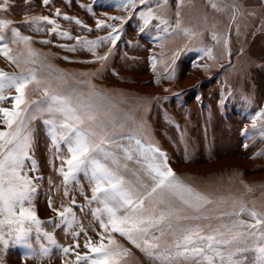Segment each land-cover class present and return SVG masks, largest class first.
Wrapping results in <instances>:
<instances>
[{"label": "snow or ice", "instance_id": "snow-or-ice-1", "mask_svg": "<svg viewBox=\"0 0 264 264\" xmlns=\"http://www.w3.org/2000/svg\"><path fill=\"white\" fill-rule=\"evenodd\" d=\"M185 2L176 0L173 23L166 15L169 0H117L115 7L126 15L105 14V18L97 19L95 30L107 29V32L95 39L73 37L70 31L61 30L59 8L55 9L53 17L30 16L23 23L47 37L74 39L75 44L58 46L65 51L83 49L91 53L93 59L86 63L99 64V72L106 69L122 39L124 27L133 18L141 21L140 34L154 29L151 42L160 46L161 58L166 55L164 42L168 39L179 35L188 37L189 41L199 38V33L182 25L181 9ZM49 3L50 0H43L46 7ZM210 3L218 12L230 10L233 23L240 14L241 6L236 0L231 3L210 0ZM9 8L8 0L0 2V12H7ZM88 11L92 12L93 7ZM62 18L74 21L82 30L93 31L77 17L63 14ZM211 36L217 44H223L220 56L230 57L229 39L215 32ZM39 42L53 43L50 38ZM33 43L34 38L23 35L12 20L0 19V56L18 69L14 72L0 70V243L22 245L28 250L26 256L40 260L50 258L53 248L65 256L74 254V260H65L63 264H124V258L130 253L117 240L118 234L154 264H264V205L249 207L243 196H215L187 183L169 165L167 153L147 135L143 116L124 113L123 117H117L112 113L108 91L92 84L96 72L80 73L88 77L80 80L75 74L47 63ZM10 44L23 47L14 53ZM105 46L108 49L101 54L98 50ZM184 50H189L188 43L169 54L171 60L164 65L166 74L157 75L156 84L175 79V62ZM201 51L215 63L217 57L212 48ZM157 59L155 53L149 56L154 72ZM212 66L201 67L208 71ZM69 78L75 84H69ZM84 87L87 91L82 90ZM37 94L38 98L33 99ZM166 98L156 96L153 100ZM9 101L11 107H5ZM260 116H264V110L252 117V128L264 137V124L257 129L256 121ZM37 119L42 120L50 140L49 163L60 161V166L54 170L62 177L61 185H55L49 177V192L53 189L59 192L62 186L63 195L71 197L70 205L62 204L60 208L54 207L51 195L47 197L48 207L56 213L47 223L56 228L64 226L66 235H72L75 247L58 244L53 232L43 230L45 222L35 210L34 202L40 182L44 180L37 174L40 168L35 158L33 124ZM176 127L179 130V125ZM255 134L247 128L241 131L247 139ZM65 147L66 154H62ZM243 147L247 149L249 145L245 143ZM262 154L264 152L254 155ZM132 160L141 165L145 174L136 183L126 181L123 175L128 171L127 161ZM80 174L87 179L91 196L85 193ZM73 184L84 197V204L79 205L81 211L88 207L98 224V229L93 228L95 238L88 234L73 210L76 197L69 191ZM245 188L249 193L253 191L252 186L245 185ZM33 233L38 248L30 239ZM81 234L85 237L83 248L87 251H77Z\"/></svg>", "mask_w": 264, "mask_h": 264}, {"label": "rangeland", "instance_id": "rangeland-1", "mask_svg": "<svg viewBox=\"0 0 264 264\" xmlns=\"http://www.w3.org/2000/svg\"><path fill=\"white\" fill-rule=\"evenodd\" d=\"M8 2L10 8L7 12H0V19L12 20L13 26L18 27L23 35L32 36V46L39 49L46 62L55 68L75 74L80 80L88 79L80 73L96 72L92 84L108 91L112 113L117 117H123L124 113L143 116L147 135L167 153L169 165L178 176L215 196H243L249 207L260 208L264 205V187H260L264 185V154L254 155L264 152V137L252 128V117L264 110V0H236L241 7L234 23L230 10L218 12L211 8L210 0H191L190 3L186 0L181 9L182 25L190 27L200 36L194 37L192 41L184 35L168 39L164 42L166 55L162 58L159 57L160 46L151 42L154 29L140 34L141 21L133 18L124 27L122 39L118 41L106 69L99 72V64L86 63L93 59L91 53L83 49L65 51L58 46L75 44L74 39H57L54 35L47 37L46 34L32 31L23 21L26 17L36 15L53 17L55 9L59 8L62 14L58 19L61 30L70 31L73 37L80 35L95 39L107 32V29L99 32L95 30L97 19L105 18V14L126 15L115 7L117 0H50L47 7L43 0ZM227 2L231 3L232 0ZM169 5L166 15L174 23L176 0H169ZM89 7H93L92 12L88 11ZM63 14L79 18L93 31L87 32L80 29L74 21L64 20ZM213 32L229 39L230 57L220 56L223 44H217L212 39ZM43 38H50L53 43H40ZM186 43L189 44V50L182 51L175 62V79L161 80L160 84H156V76L166 74L164 65L171 60L169 54L183 49ZM9 46L14 49V53L23 47ZM202 48H212L217 57L215 63L207 58L201 51ZM107 49L108 46H105L98 51L102 54ZM153 53L158 56L155 72L149 61V56ZM64 57L69 59L65 60ZM204 64L213 66L205 71L201 67ZM0 70L18 71L3 56H0ZM69 84H75V81L69 78ZM165 88L169 91L165 92ZM82 90L87 91V87ZM156 96L167 98L154 101L153 97ZM35 98H38V94L33 97ZM4 106L11 107L10 101ZM256 123L259 129L264 124V116L257 117ZM176 125H179V130ZM246 128L249 132H256L251 139L241 135V131ZM33 131L35 158L40 168L37 174L44 177L34 202L35 210L45 222L43 230L53 232L58 244L75 247L72 235H66L64 226L56 228L47 223L56 216L48 207L47 197L51 195L53 205L57 208L62 204L70 205L71 197L63 195L62 186L59 192L55 189L49 192V177L55 185H61L62 177L54 170L60 166V161L53 160L49 163L52 156L48 147L50 140L41 119L34 122ZM245 143L249 145L247 149L243 147ZM66 151L65 147L62 154H66ZM127 164L128 171L123 173L126 181L136 183L144 178L140 164L135 160L127 161ZM79 179L85 193L91 196L87 179L83 174H80ZM245 185L252 186L253 191L247 192ZM69 191L76 197L73 210L78 220L88 230V234L95 238L93 228L98 229V224L94 222L88 207L83 211L79 207L84 204V197L79 194L75 184L70 186ZM116 238L130 253L124 258V264H154L126 238L118 234ZM30 239L34 247L38 248L35 233ZM79 239L80 248L77 251H87L83 248L84 235L81 234ZM27 251L22 245L9 243L5 246L0 243V264H63L65 260H74V254L65 256L56 248H53L50 258L43 260L26 256Z\"/></svg>", "mask_w": 264, "mask_h": 264}]
</instances>
